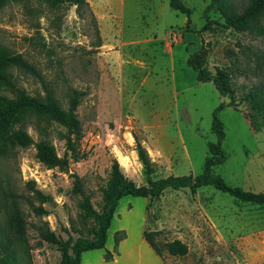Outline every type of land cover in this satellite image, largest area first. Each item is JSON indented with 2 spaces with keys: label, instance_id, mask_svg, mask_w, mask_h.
Segmentation results:
<instances>
[{
  "label": "rangeland",
  "instance_id": "rangeland-1",
  "mask_svg": "<svg viewBox=\"0 0 264 264\" xmlns=\"http://www.w3.org/2000/svg\"><path fill=\"white\" fill-rule=\"evenodd\" d=\"M180 1L192 10L188 28L187 17L168 0H87L96 26L87 13L80 19L75 7L50 11L35 2L10 3L0 11V46L33 64L62 108L68 107L70 89L83 92L75 113L82 135L77 149L86 155L78 162L69 159L65 168L48 169L37 161L36 144L43 139L58 157L65 155V133L56 123L46 125L45 133L27 123L32 144L25 148L0 136V261L60 264L58 246L40 241V227L62 243L89 236L91 223L84 226L79 217L83 196L74 193L75 177L96 211L114 160L128 180L148 187L136 141L154 165L151 180L202 173L208 144L217 142L213 113L229 99L211 82L198 83L185 63L200 50L201 40L208 51L205 68L230 73L237 106L217 114L226 160L213 174L230 187L264 193V126L254 129L249 104L242 101L253 86L264 84V36L218 26L224 19L205 11L209 0ZM228 1L239 13L249 3ZM209 21L211 29L198 34ZM182 37L186 43L176 45ZM11 73L27 95L46 94L36 77L16 68ZM0 93L13 97L2 86ZM15 210L25 224L23 237L10 222ZM113 217L110 253L114 257L123 241L120 256L102 262L95 254L93 264H133L144 230L160 231L154 239L159 247L173 240L187 246L184 257L162 252V264H264V205L238 201L212 186L194 194L184 188L166 189L156 198L125 197ZM122 233L128 238L116 248L114 236ZM153 258L149 264H158Z\"/></svg>",
  "mask_w": 264,
  "mask_h": 264
},
{
  "label": "trees",
  "instance_id": "trees-1",
  "mask_svg": "<svg viewBox=\"0 0 264 264\" xmlns=\"http://www.w3.org/2000/svg\"><path fill=\"white\" fill-rule=\"evenodd\" d=\"M169 7L187 17L189 25V16L192 10L186 7L180 0H168ZM38 3L45 6L50 11H56L61 7H75V13L82 19L87 13L96 26V17L92 12L87 0H0V11L10 3ZM206 12L213 11L219 13L224 19V24L217 23L218 26L225 29H233L236 32H247L250 34L264 36V26L261 20L264 17V0H249V3L239 13L237 9L229 3L228 0H209ZM211 22V23H210ZM213 21L207 22L198 34L211 29ZM96 34L99 31L96 27ZM200 36V35H199ZM99 38V37H98ZM100 40V39H98ZM200 50L190 54L186 60V65L196 74L198 83L211 82L221 97L229 99L228 103H222L213 113L211 130L216 135L217 142L208 144L209 156L205 159L203 171L198 176H169L164 179L151 180L150 176L154 173V165L150 160L146 149L140 142L136 141V152L138 161L141 163L147 177L148 187L137 186L128 180L120 170L116 160L113 161L108 183L101 190L103 205L100 211H96L90 201V198L83 194L81 182L78 177L74 181V193L82 194V200L79 203L80 221L86 226L91 223L89 236H79L75 241L69 238L62 243L55 234L46 227L38 229L40 241L58 246L61 254L60 264H81V256L85 252L104 250L107 241V233L111 225L113 215L119 205V202L125 197L150 198L158 197L164 190H179L188 188L191 193L205 186H212L214 189L226 193L236 200L264 205V193H253L244 191L240 188L228 186L223 179L213 174V168L221 165L226 160V155L221 148L224 139V131L217 114L224 108L236 109L235 89L232 86L230 73L221 68H215L214 73L205 68L208 51L203 45ZM100 41H98V46ZM16 68L23 73L30 74L41 81L46 94L44 96H29L25 91L16 87L13 83L11 69ZM261 70L264 72V62L261 64ZM9 90L12 98H8L0 93V136L9 144L25 148L32 144V139L25 130L26 124H33L40 132L45 133V126L56 123L64 130L62 135L66 145V153L61 158L58 157L52 144L46 139L36 144V159L39 163L48 169L65 168L69 159L78 162L86 157L77 149V143L81 139V126L76 116V109L83 97V92L76 89H70L67 95L68 107L62 108L60 102L55 98L52 91L44 81L39 70L26 62L21 55L12 54L6 48L0 46V87ZM242 101L249 104L248 118L254 129L258 130L264 126V84H258L252 87L247 93H244ZM38 215H42L39 210ZM10 222L15 233L23 237L25 235V224L19 216L18 210H15L10 217ZM160 231L142 232L143 240L162 258V252H166L171 257H184L188 253L187 246L180 240L165 242L161 247L155 243V237L159 236ZM125 239V234L121 237L114 236V247L120 241ZM104 259L110 261L113 254L105 252ZM0 264H11V261L1 260Z\"/></svg>",
  "mask_w": 264,
  "mask_h": 264
},
{
  "label": "crops",
  "instance_id": "crops-1",
  "mask_svg": "<svg viewBox=\"0 0 264 264\" xmlns=\"http://www.w3.org/2000/svg\"><path fill=\"white\" fill-rule=\"evenodd\" d=\"M187 23H188V20L186 22V27H187ZM181 36V35H180ZM181 41H179L176 45H182V43H186L185 41V38L182 37L180 38ZM173 53V48L170 49V54ZM188 57H186V60H187ZM186 63V62H185ZM115 217V216H114ZM114 217L112 218V221L114 219ZM111 221V223H112ZM108 233H109V230H108ZM107 233V241L105 243V249L111 253H113V249H112V246L109 245L110 244V240H109V235ZM141 235H142V232H141ZM128 237H126V239L124 241L127 240ZM122 242H120L119 246H118V253L117 254H114V257L112 259V261H117L118 260V257L120 256V252L119 250L121 249V246H122ZM105 249L104 250H95V251H89V252H85L82 254L81 256V264H93V258H90L92 256H94L95 254H98L99 255V260L100 261H105V262H109V261H106L104 259V255H105ZM97 251H100L98 253H95ZM134 251V250H133ZM137 253L139 256H133L132 254V262L133 264H149V261L152 262V258H153V263L154 261L156 260L158 262V264H162L161 261H160V258L154 253V251L148 246V244L142 239H140V243H139V246H138V249H137ZM143 256V257H141Z\"/></svg>",
  "mask_w": 264,
  "mask_h": 264
}]
</instances>
